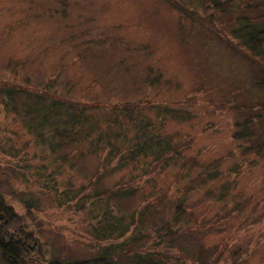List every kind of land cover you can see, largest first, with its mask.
<instances>
[{
	"label": "rangeland",
	"instance_id": "1",
	"mask_svg": "<svg viewBox=\"0 0 264 264\" xmlns=\"http://www.w3.org/2000/svg\"><path fill=\"white\" fill-rule=\"evenodd\" d=\"M251 1L0 0V83L47 81L63 97L104 104L98 114H110L104 117L109 120L125 122L128 117L111 107L128 102L148 107L141 110L150 123L155 106L161 114L169 108L187 113L184 120L170 115L161 128L184 137V169L180 162L131 182L136 192L127 201L132 211L158 199L144 230L152 235L168 220L170 227L159 230L175 233L173 241L165 243L168 235L164 242L152 238L143 249L162 264H264V151L254 149L264 144V65L231 34L238 17L260 13L246 8ZM254 113L263 116L247 122L253 136L237 139ZM106 151L75 157L78 168L71 170L68 162L60 164V155L73 154L74 147L50 153L23 126L22 116L0 102V196L42 264L93 259L105 246L132 243L133 228L119 238L93 235L103 217L93 195L83 198L82 207L77 198L59 204L51 190L87 184ZM212 163L215 179L203 177L184 190ZM123 173L111 170L98 189L121 183L128 178ZM177 201L186 212L174 222ZM133 259L121 258L124 264Z\"/></svg>",
	"mask_w": 264,
	"mask_h": 264
},
{
	"label": "trees",
	"instance_id": "2",
	"mask_svg": "<svg viewBox=\"0 0 264 264\" xmlns=\"http://www.w3.org/2000/svg\"><path fill=\"white\" fill-rule=\"evenodd\" d=\"M252 1V5L248 3L246 8L254 12L259 10L260 13L254 17L248 15L238 17V25L232 28L231 34L238 39L240 46L249 50L252 57H260L259 60L264 65V12H262L264 1ZM217 3L221 4L220 2L214 4ZM262 70L264 72V66ZM152 80L151 78L149 84ZM51 84L45 81L42 84L33 85L29 77L25 78L24 84L0 83V102L15 115L22 116L23 126L35 139L45 145L50 153L54 154L69 145L74 147L73 154L60 155L62 160L60 164L64 165L65 161L68 162L71 170L76 171L78 168L75 157L85 154L102 156L107 150L102 162L95 167L93 175L91 173L92 177L88 179L87 184L81 183L76 187L68 184L59 192L52 185L51 190L56 191L57 196L61 197L57 199L59 204H62V200L65 199L71 201L77 198V201L81 202L84 207L86 202L83 198H91L92 195L98 200V209H102L103 217L99 220V226H93V235L99 239L124 237L132 228V231L136 229L137 232L133 233L132 243L128 247H123L125 243L121 242L103 247L93 259L71 261L53 258L46 264H124L121 258L125 254L135 257L132 260L133 264H162L159 260L151 259L154 253L144 252L143 249L146 242H151L156 237L160 239V242H164L168 235L165 243L172 244L173 241L175 233L164 235L165 233L159 230L170 227L168 220L162 223V227L156 228V232L152 235L144 230L146 228L145 219L152 214L153 205L159 204L157 199L159 197H155L156 204L151 205L147 200L141 207L132 209V211L128 210L127 201L136 192L131 182L139 181V179L147 181L152 174L160 173L167 167L175 166L180 162L184 169L187 164L184 154L187 143L182 139L184 137L175 139L171 134L163 133L161 128L162 123L170 115L172 118L184 120L188 119L185 116L187 113L169 108L170 110H164L162 111L164 114H161L163 108L155 106L152 109L155 108L158 114L150 123L141 110L148 107H140L136 102H128L119 106L120 108L116 105L111 107L114 111L121 112L122 115L128 117L125 122L117 116L109 120L107 118L110 114L105 115L108 116L107 118L98 114V110L105 107L104 104L63 97ZM136 112L140 115L133 116ZM166 112L169 113L167 116ZM254 114L247 118L242 127L236 131L237 139L253 136L247 122L255 118L259 120L263 116V113ZM114 124L115 128H113ZM254 149L264 151V144ZM116 158L117 161L112 163ZM193 162L194 160L189 162L183 174L187 173ZM212 165L213 163L203 169L201 175L191 178L184 190L191 189L206 179H215L217 171H213L214 165ZM115 169L124 170L123 177L128 178H122L121 183H115L111 187L98 189L97 184L101 178ZM163 187L160 186L158 189L162 190ZM87 188H90L91 194L84 193ZM166 188H169V184ZM31 206L34 205L29 204L26 207L31 208ZM184 206L185 203L177 201L174 212H172V221L176 222L182 218L186 212ZM19 220L0 196V264H42L41 260L31 255L32 249L28 243L30 238L18 226Z\"/></svg>",
	"mask_w": 264,
	"mask_h": 264
}]
</instances>
